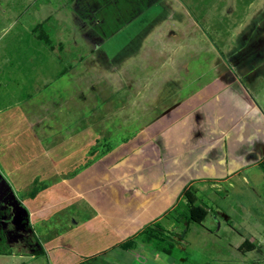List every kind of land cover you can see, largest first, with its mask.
<instances>
[{
  "label": "crops",
  "instance_id": "0c3cea01",
  "mask_svg": "<svg viewBox=\"0 0 264 264\" xmlns=\"http://www.w3.org/2000/svg\"><path fill=\"white\" fill-rule=\"evenodd\" d=\"M232 1L234 17L241 8L246 18L234 26L245 33L258 29L263 39L264 0H226ZM223 6L226 10L230 5ZM212 18L203 32L211 28L216 42L231 46L232 23L221 26L219 21L212 27ZM193 25V30L200 28ZM173 39L163 38L162 47L151 50V66L157 70L152 78L154 105L143 106L140 134L111 151L96 147L108 142L105 128L120 103L112 107L107 95L104 105L96 107L88 75L69 76L72 81L55 84L53 92L0 112V173L13 194L23 195L29 231L41 229L39 257L51 258L54 264H91L103 256L113 257L111 264H116L118 251L129 252L133 240L161 221L158 210H173L188 189L203 193L242 174L244 179L253 177L254 168L264 167V86L259 78L239 77L236 69L214 57L210 78H199L184 98L173 93L165 100L160 91L172 78H160V67L170 63ZM258 49L264 51L263 40ZM209 53L219 56L213 46ZM142 81L123 76L117 82L136 100L144 95ZM133 154L135 159L152 154L151 179L142 173L134 177L132 169L140 166L132 164ZM29 252L37 258L38 252Z\"/></svg>",
  "mask_w": 264,
  "mask_h": 264
},
{
  "label": "rangeland",
  "instance_id": "374dc122",
  "mask_svg": "<svg viewBox=\"0 0 264 264\" xmlns=\"http://www.w3.org/2000/svg\"><path fill=\"white\" fill-rule=\"evenodd\" d=\"M221 3L230 6L225 10ZM233 3L226 0H0V112L53 92L67 79L72 81L69 76L88 75L92 77L88 84L94 86L96 107L104 105L107 95L112 107L120 103L117 114H111L105 128L108 142L96 147L99 152L111 151L140 134V115L145 113L143 106L153 103V79L157 71L152 68L149 56L152 49L157 51L162 47L161 39L171 35L174 38L173 43L169 41L171 60L160 67L159 76L171 74L170 86L160 91L165 100L173 93L184 98L199 78L202 81L210 78L214 57L222 59L227 68L236 69L239 77H257L264 86V51L258 49L264 38L261 39L258 29L245 33L234 26L236 20L239 24L240 19L246 18L241 8L238 17H234ZM220 12L223 15L218 18ZM211 16L212 27L219 21L221 26L224 22H228L226 26L232 23L228 29L234 34L231 46L216 42V33L211 28L206 34L203 32L201 28L206 27ZM192 22L200 30H193ZM212 46L219 56L209 53ZM123 76L143 79V98H131L132 91L117 82ZM130 84L134 86V80ZM77 95L79 100L83 99L82 90L78 89ZM119 106L123 107L121 111ZM99 116L101 111L96 119ZM132 156V164L140 166L132 169L134 177L142 173L151 179L152 154L142 159ZM262 169L254 168L250 172L253 177L249 174L244 179L242 174L229 182L218 183L216 189L193 193L197 205L208 211L202 222L192 219L184 196L173 210H158L162 218L160 228L166 230L162 231L164 236L152 238L151 243L145 242L144 235L133 240L129 252L118 251L121 256L116 264H264ZM22 198L23 195L14 194L11 202L21 206ZM24 230L12 222L7 224L9 237L5 247L8 249L0 254V264H54L51 258L29 254V251L38 252L42 246L39 226L32 231ZM241 237L249 239L254 246L247 242L238 250V245L243 243ZM171 244L174 246L171 253L164 252L163 247L169 248ZM250 247L255 249L247 252ZM136 254L142 258H136ZM112 258L101 256L91 264H111Z\"/></svg>",
  "mask_w": 264,
  "mask_h": 264
},
{
  "label": "flooded vegetation",
  "instance_id": "af4514ba",
  "mask_svg": "<svg viewBox=\"0 0 264 264\" xmlns=\"http://www.w3.org/2000/svg\"><path fill=\"white\" fill-rule=\"evenodd\" d=\"M13 196L14 194L12 192V189L10 188L6 179L0 173V242L4 240L7 241V237H9V234L6 232L7 224L9 222L13 223L14 210H15V207L13 206L14 207L13 208L11 206V205H15L13 201L11 202V200H13L12 199ZM28 226L25 228L27 231H29ZM241 238L243 239L242 241L243 243L238 245L237 247L238 250L241 249V247L247 242L251 243V245L254 246V244H252V242L249 239L245 237H241ZM254 249L255 248L250 247V250H247V252L253 251Z\"/></svg>",
  "mask_w": 264,
  "mask_h": 264
},
{
  "label": "trees",
  "instance_id": "16d2710c",
  "mask_svg": "<svg viewBox=\"0 0 264 264\" xmlns=\"http://www.w3.org/2000/svg\"><path fill=\"white\" fill-rule=\"evenodd\" d=\"M47 42H50L48 38ZM184 198L187 199L188 204L190 206V213H191V217L192 219L196 218L199 221H204L206 219V217L208 216V212L201 206L197 205V199L195 197V195L193 194V192L191 190H187L184 192ZM157 227V229L153 228V227ZM160 224L159 223H155L149 227H147L142 233L141 236L144 235L145 236V242L146 243H151L152 242V238L154 237H159V236H164V232L165 229L160 228ZM163 231V233H162ZM6 245V241H1L0 242V254H4L6 253L7 249L5 247ZM174 248V246L171 244L169 248H165L163 247V251L166 253H171L172 249ZM42 254L41 251L38 252V255Z\"/></svg>",
  "mask_w": 264,
  "mask_h": 264
},
{
  "label": "water",
  "instance_id": "95a60500",
  "mask_svg": "<svg viewBox=\"0 0 264 264\" xmlns=\"http://www.w3.org/2000/svg\"><path fill=\"white\" fill-rule=\"evenodd\" d=\"M14 217L13 224L21 229L26 228L29 225V213L26 209L22 208L19 204L14 205ZM13 207V208H14Z\"/></svg>",
  "mask_w": 264,
  "mask_h": 264
}]
</instances>
